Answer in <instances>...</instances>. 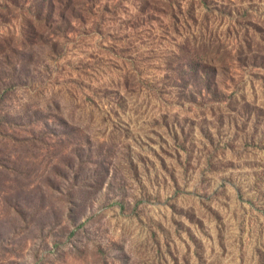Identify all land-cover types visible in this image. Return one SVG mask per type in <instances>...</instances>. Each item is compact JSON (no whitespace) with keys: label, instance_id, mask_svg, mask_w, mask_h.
<instances>
[{"label":"rangeland","instance_id":"374dc122","mask_svg":"<svg viewBox=\"0 0 264 264\" xmlns=\"http://www.w3.org/2000/svg\"><path fill=\"white\" fill-rule=\"evenodd\" d=\"M115 1L110 33L163 0ZM165 1L181 22L196 3L192 34L229 49L251 26L248 61L264 67V0ZM15 4L0 0V264H264V70L241 73L234 101L116 97L125 77L97 60L107 41L92 20L32 45L30 2Z\"/></svg>","mask_w":264,"mask_h":264},{"label":"trees","instance_id":"16d2710c","mask_svg":"<svg viewBox=\"0 0 264 264\" xmlns=\"http://www.w3.org/2000/svg\"><path fill=\"white\" fill-rule=\"evenodd\" d=\"M11 1H14L15 5L20 2V0ZM25 1L30 2L29 19L26 22L28 36L25 40L28 44L37 45L44 36L47 43L59 45L60 39H65L67 35L84 34L88 29L87 22L92 20L93 32L105 34H102V40L107 41V44L100 46L97 55L101 58L97 60L100 62L103 58H111L114 61L111 62L113 68L119 69L125 77L124 84L113 86L116 97L120 96L122 90L131 94L145 89L153 97L176 94L182 99L209 96L214 101L228 102L231 99L234 101L239 90L236 88L237 80H242L241 73L249 67L264 70V67H259L256 60L252 65L248 61L254 46L249 37L251 26L245 28L247 33L241 39L245 49L241 42L237 49L234 47L229 49L228 45L222 44L220 38L207 39L203 35L197 37L192 34V26L194 24L198 26L199 23L194 13L196 3H192L191 8L194 11L183 16L181 22V18L176 14L167 15L169 10H172V1H144L137 13L128 14V21L120 30L110 33V31L106 32L107 29L104 27L112 24L114 17L121 16L118 15L119 2L115 0ZM103 3L104 8L99 12ZM159 4L165 5L167 11L163 10L164 14L158 9ZM245 13L250 16L246 11ZM257 31L256 28L254 38L258 34ZM262 31L263 29L260 30ZM182 33H186V36L177 41ZM172 35L175 47L164 53V60L161 63V56L158 57L161 42L165 38H171ZM262 36L260 41L264 43V34ZM155 38L158 44L154 43ZM257 45L260 46L256 41ZM143 47L150 49L143 53ZM51 51L55 52V46H52ZM151 54L152 56L149 57ZM152 62H160L155 64L160 65L156 68V72L165 76L158 84L148 79L149 68L146 66L151 65ZM137 78H139L138 83H136ZM228 86L233 90L228 91ZM224 92L230 93L229 97ZM242 102L247 104L246 101ZM254 109L260 113L263 111V107L258 105L254 108L250 107V111Z\"/></svg>","mask_w":264,"mask_h":264}]
</instances>
